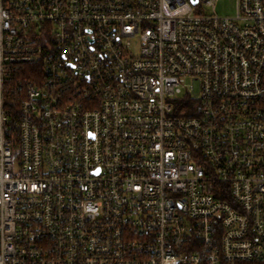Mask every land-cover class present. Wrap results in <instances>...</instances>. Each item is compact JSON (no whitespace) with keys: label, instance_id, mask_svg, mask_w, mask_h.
Returning a JSON list of instances; mask_svg holds the SVG:
<instances>
[{"label":"built area","instance_id":"2783aa9c","mask_svg":"<svg viewBox=\"0 0 264 264\" xmlns=\"http://www.w3.org/2000/svg\"><path fill=\"white\" fill-rule=\"evenodd\" d=\"M217 1L0 0V264L264 261V0Z\"/></svg>","mask_w":264,"mask_h":264},{"label":"rangeland","instance_id":"374dc122","mask_svg":"<svg viewBox=\"0 0 264 264\" xmlns=\"http://www.w3.org/2000/svg\"><path fill=\"white\" fill-rule=\"evenodd\" d=\"M215 9L220 15L233 16L236 13V0H218ZM205 10L208 12L209 8L205 6Z\"/></svg>","mask_w":264,"mask_h":264},{"label":"trees","instance_id":"16d2710c","mask_svg":"<svg viewBox=\"0 0 264 264\" xmlns=\"http://www.w3.org/2000/svg\"><path fill=\"white\" fill-rule=\"evenodd\" d=\"M246 264H264V261H250L247 262Z\"/></svg>","mask_w":264,"mask_h":264},{"label":"water","instance_id":"95a60500","mask_svg":"<svg viewBox=\"0 0 264 264\" xmlns=\"http://www.w3.org/2000/svg\"><path fill=\"white\" fill-rule=\"evenodd\" d=\"M192 1H193V3L195 4V3H197L198 0H192Z\"/></svg>","mask_w":264,"mask_h":264}]
</instances>
